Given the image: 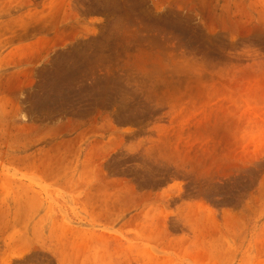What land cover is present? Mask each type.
I'll return each mask as SVG.
<instances>
[{
    "label": "rangeland",
    "instance_id": "1",
    "mask_svg": "<svg viewBox=\"0 0 264 264\" xmlns=\"http://www.w3.org/2000/svg\"><path fill=\"white\" fill-rule=\"evenodd\" d=\"M0 264H264V0H0Z\"/></svg>",
    "mask_w": 264,
    "mask_h": 264
}]
</instances>
